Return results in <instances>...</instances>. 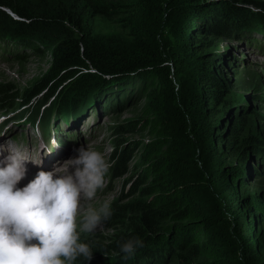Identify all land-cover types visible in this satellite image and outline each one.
<instances>
[{
  "label": "rangeland",
  "instance_id": "obj_1",
  "mask_svg": "<svg viewBox=\"0 0 264 264\" xmlns=\"http://www.w3.org/2000/svg\"><path fill=\"white\" fill-rule=\"evenodd\" d=\"M176 1L93 0L99 12L93 3L85 1L80 3L79 10L84 17L85 33L92 34L94 42L99 45L132 55L149 49L163 56L171 68V75H162L159 86L171 112L170 127L174 139L180 145L175 176L189 190L199 210L225 217L224 227L234 240V220L224 215L229 213L230 202L234 200L236 203L241 193H245V197L256 199L264 210V0H201L200 6L217 9L195 19L182 13ZM239 12L245 15L243 19L235 18L227 23L230 16ZM257 14L263 17L257 19ZM244 21L247 25L241 24ZM217 22L221 24H214ZM57 46L55 41L46 43L33 36L0 37V85L14 87L13 94H22L35 85L37 88L40 81L48 80ZM117 69L122 70L120 66ZM203 70L214 75L224 86V98L229 102L227 107L212 100L208 89L201 86L199 79ZM89 72L97 73L93 69ZM127 72H130V79L113 81L119 74L108 76L113 81L109 86L99 89L76 107L59 104L62 87L51 96L50 90L42 89V99L29 108L20 107L17 115L2 111L4 105L0 102V124L6 121V127H0V153L6 152L7 156L10 152L7 148H14L13 145L18 143L26 152L16 147L15 150L27 159L26 163H31L30 158L42 150L40 143L48 144L57 134L60 141H54L56 147L51 141V157L62 152L65 146L64 153L68 157L63 159L70 160L78 156L76 149L84 146L100 152L108 163L104 187L84 206L90 203L99 208L107 202L114 211V208L119 209L136 200L140 196L133 192V186L141 172V156L144 146L154 137L148 128L143 127L148 117V93L141 90L138 75L130 70ZM45 96H49L46 102ZM218 112L217 124L222 123L226 128L232 127L237 117L244 118L236 144L246 158L238 159L228 150L223 151L212 135L194 137L190 133L194 122L204 124L211 120L210 114ZM8 115L10 117H6ZM41 120H48L50 126L48 132H42L44 136L41 127L38 128ZM249 138L254 139L252 147L245 148ZM119 140L123 141L122 145H118ZM130 148L133 152L120 173L121 152ZM43 152L46 160L47 154L44 152L43 155ZM0 160L3 164L5 159ZM232 163L243 167L247 174V186L241 191L219 172L223 164ZM40 164L43 163L40 161ZM60 165L47 168V172ZM25 185L22 182L18 187ZM244 216L251 228H255L254 242L261 245L264 241L262 210L252 206L246 209ZM123 220L116 218L114 222H102L94 233H81L80 240L106 244L107 239L122 230L124 222L127 224ZM236 242L229 251L234 256L238 253L235 264L261 263V257H243ZM116 261L118 255L112 254L106 263L116 264ZM166 264L181 263L169 259Z\"/></svg>",
  "mask_w": 264,
  "mask_h": 264
},
{
  "label": "trees",
  "instance_id": "obj_2",
  "mask_svg": "<svg viewBox=\"0 0 264 264\" xmlns=\"http://www.w3.org/2000/svg\"><path fill=\"white\" fill-rule=\"evenodd\" d=\"M83 1L93 3L94 9L99 12L93 0H0V37L33 36L46 43H58L55 62L47 81H40L37 88L35 85L22 94L15 92L16 95L13 94L14 87L0 85V102L4 105L2 111L17 115L20 107L29 108L38 99L41 100L42 92L50 90L51 96L59 87H62L58 97L59 104L76 107L84 104L89 96L109 86L111 82L130 79L128 70L138 75L141 90L149 96L146 105L148 117L143 127L150 130L154 139L144 146L140 162L141 172L133 186V192L140 197L111 211L109 221L114 222L118 218L121 221L124 219L127 224L124 222L122 230L107 239L106 244L80 240L89 245L93 257L91 261L78 257L74 262L109 264L106 263L107 260L112 254H116V264H166L169 259H177L181 264H196L199 260L198 264H235L238 253L234 256L229 251L237 240L238 243L235 244H238V251L243 257H261L260 264H264V241L261 245L254 242L255 228H251L244 216L246 209L252 206L261 209L264 214L256 199L245 197V193H241L236 203L234 200L230 202L229 213H223L234 220L236 237L232 240L229 230L223 224L225 217L199 210L189 190L175 176L180 145L174 139L170 127L171 112L159 86L162 75H171V68L166 65L163 56L149 49L135 55L119 53L94 42L92 34L85 33L84 17L79 10ZM200 2L201 0H177L176 6L192 19L217 9L200 6ZM106 12L109 10L106 9ZM243 16L245 15L241 12L235 13L228 18L227 23L235 18L243 19ZM256 17L260 19L263 15L257 14ZM218 22L214 24H221ZM241 24L247 25V22ZM30 46L36 48L34 44ZM118 66L125 71L117 69ZM92 69L97 73L89 72ZM117 74L119 76L113 81L107 78ZM199 80L201 86L208 89L212 100L227 107L229 102L224 98V86L214 75L203 70ZM44 88L46 89L41 91ZM46 97L45 102L48 98ZM210 117L211 120L204 124L194 122L190 133L194 137L212 135L217 138L218 145H222L223 151L228 150L238 159L246 158L236 144L239 127L244 118L237 117L234 125L226 128L222 123L217 124L219 112L210 114L209 119ZM40 127L48 132V120H41ZM253 141L254 139L249 138L245 148L252 147ZM117 143L120 145L123 141L119 140ZM131 152L132 148L121 152L122 158L118 165L120 173L123 172L124 163L128 161ZM219 172L234 184L236 190L241 191L247 186V174L243 167L234 163L223 164ZM133 237L141 239L144 246L137 249L130 258L124 259L123 254L119 253V245Z\"/></svg>",
  "mask_w": 264,
  "mask_h": 264
},
{
  "label": "clouds",
  "instance_id": "obj_3",
  "mask_svg": "<svg viewBox=\"0 0 264 264\" xmlns=\"http://www.w3.org/2000/svg\"><path fill=\"white\" fill-rule=\"evenodd\" d=\"M41 148L46 154L52 151L45 144ZM76 151V158L53 171H39L22 188L18 184L27 159L19 151L5 157L0 167V264H74L78 257L91 261L93 251L80 242V234L94 233L112 212L107 202L99 208L81 202L92 201L104 187L109 166L98 151L84 146ZM143 246L133 237L119 245V253L128 259Z\"/></svg>",
  "mask_w": 264,
  "mask_h": 264
},
{
  "label": "bare ground",
  "instance_id": "obj_4",
  "mask_svg": "<svg viewBox=\"0 0 264 264\" xmlns=\"http://www.w3.org/2000/svg\"><path fill=\"white\" fill-rule=\"evenodd\" d=\"M262 76H264V74H262ZM6 117H10V115H8V116H6ZM9 121V120H8ZM5 122L6 121H4V122H2L1 124H0V127H1V129H3V128H5L6 126V124H5ZM30 122V121H29ZM15 125V124H14ZM38 126V125H37ZM38 128L40 129V126H38ZM40 132H41V135L42 136H44L43 134H42V132H43V130L42 129H40ZM55 134V133H54ZM56 135L57 134H55V135H53L52 137H51V139H50V142L47 144V143H45L44 141L43 142H41L40 143V145L41 144H45V145H47V148L48 149H50V144H51V141L52 142H54L55 140L58 142V141H60L59 140V138H58V136H57V138H56ZM1 141V140H0ZM4 143H8L7 141H5ZM63 145V144H62ZM14 146V148H7L8 150L10 149V151H16L15 150V147H16V149L17 150H21V146L17 143V145H13ZM21 147V148H20ZM26 152V150H21V152ZM66 151V148H65V146H63V151L62 152H60V153H58L56 156H54V157H51L50 155H49V152L47 153V158H46V160L43 158V156H42V150H40V153L37 155V156H34V157H32V158H30L31 159V163H26L25 162V164H24V166H25V169H26V173H27V177H26V174H25V177H26V179L24 180V178L19 182V185L23 182H25V184L27 185L31 180H33L34 179V176H36L37 174H38V172L39 171H45V172H47V168H49V167H52L53 165H58V164H63V163H65V164H67V162L66 161H68V160H64L63 159V157L64 158H67L66 157V155H65V152ZM43 155H44V152H43ZM59 156V157H58ZM60 156H62V157H60ZM5 157H6V152H3V151H1V153H0V159H5ZM76 157H77V155H76ZM63 161H62V160ZM37 161H39V164H37ZM40 161L43 163L42 165L40 164ZM45 161H47V164H44L45 163ZM0 162H1V160H0ZM5 165H4V163L2 164V163H0V167H4ZM43 166H45L44 168H43ZM57 168H59L60 166H56ZM54 170V169H53ZM69 171L71 172V171H73V169H69ZM62 174V173H61ZM25 185V186H26ZM82 203V205H85V202L84 201H82L81 202Z\"/></svg>",
  "mask_w": 264,
  "mask_h": 264
}]
</instances>
